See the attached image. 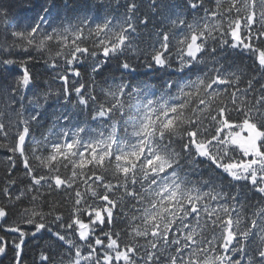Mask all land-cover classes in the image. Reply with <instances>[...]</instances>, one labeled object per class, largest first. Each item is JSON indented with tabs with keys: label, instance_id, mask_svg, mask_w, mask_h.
<instances>
[{
	"label": "snow or ice",
	"instance_id": "snow-or-ice-1",
	"mask_svg": "<svg viewBox=\"0 0 264 264\" xmlns=\"http://www.w3.org/2000/svg\"><path fill=\"white\" fill-rule=\"evenodd\" d=\"M0 24V257L264 264V0H0Z\"/></svg>",
	"mask_w": 264,
	"mask_h": 264
},
{
	"label": "trees",
	"instance_id": "trees-1",
	"mask_svg": "<svg viewBox=\"0 0 264 264\" xmlns=\"http://www.w3.org/2000/svg\"><path fill=\"white\" fill-rule=\"evenodd\" d=\"M145 3H146V0H145ZM144 10L146 9H142V11ZM156 23L159 26V21H157ZM4 27H5L4 24H0V31H2ZM150 33H152L154 36V30L151 28V25L149 26L148 31H142L140 33V36L137 38L136 43L139 44L141 48H144L146 44L151 43ZM129 59L134 64H136L138 68V71L134 74L135 79L141 80L143 82H147L152 87H158L162 83V81L167 78V75L163 72H158L155 75L147 74L148 70L143 66L142 63H140L136 59L135 56L131 54H129ZM233 60L235 61L236 65L239 66L241 69L247 68L250 71L251 64H252V61L250 59H246L243 55L229 56L228 60L226 61V65H230ZM116 63L117 61L114 60L111 64H108L104 67L103 71L96 76L97 84H101L105 79L111 80L113 76H116V77L120 76V72L116 68ZM86 68H87V65H85L81 69L82 78L83 80L88 81L91 75V72H90V68H88L87 71H85ZM35 75L37 76V83L40 86V90H47L49 85L54 89L59 87V81L52 79V73L48 70H45L42 63L35 65ZM97 92L99 94V89H97ZM28 95L29 97H31L32 93H29ZM67 107L71 108V105H68ZM60 108L61 106L56 104L55 97H53L49 101L48 105H46L47 111L45 112V118L41 122L44 127L40 128L37 131V135H39V132L44 131L48 127V125L54 119V117L52 116V113L57 112L58 114ZM8 155L10 154L4 151L3 149H0V189H2L5 184L6 163H7L5 158ZM15 173L17 176H22L23 174V167H22V164H20L19 162L17 163ZM192 178L195 179L197 177L194 174H192ZM54 198L63 201V196H56L54 194ZM0 203H3L2 196H0ZM25 203L27 202L25 201ZM45 210H47V207H45ZM64 214L67 217L68 211L65 210ZM123 226H124L123 221H120L118 222L117 228L115 230L119 231L121 228H123ZM40 243L41 245H43L45 242L40 241ZM29 247L31 248L32 245L30 244ZM38 251L39 250L37 249V252ZM32 256H33V253L29 251V254H28L29 261H31ZM10 258H11V253H9L8 257H0V264H10Z\"/></svg>",
	"mask_w": 264,
	"mask_h": 264
}]
</instances>
